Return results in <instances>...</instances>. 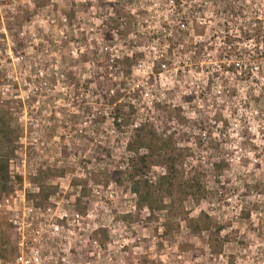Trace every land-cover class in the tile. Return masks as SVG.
Wrapping results in <instances>:
<instances>
[{
    "label": "rangeland",
    "instance_id": "rangeland-1",
    "mask_svg": "<svg viewBox=\"0 0 264 264\" xmlns=\"http://www.w3.org/2000/svg\"><path fill=\"white\" fill-rule=\"evenodd\" d=\"M171 2L0 0V185L10 161V177L21 178L16 191L26 181L32 203L45 215L40 220L58 228L48 230L54 264H264V78L255 71L250 82L231 80L238 86L234 100L181 99L188 89L205 86L203 71L228 69L236 60L247 64L256 44L240 39L238 59L208 57L199 68L184 46L170 58V29L181 28L188 13L184 6L176 15ZM197 2L199 14L215 0ZM238 2L244 11L239 24L256 14L264 21V0ZM111 22L117 25L106 42L103 25ZM106 53L141 56L132 77L114 79L139 91L135 100H121L135 106L132 125L165 118L157 105L181 108L192 120L201 115L212 128L223 122L210 138L193 136L217 145L205 142L187 161L188 170L205 176L204 200L187 199L183 210L170 212L177 198H165L166 210L140 211L126 178L121 186L114 182L112 174L127 168L132 129L115 132L110 111L93 110L94 82L103 76L95 64ZM222 90L217 83L213 93ZM220 160L229 164L221 177L213 170ZM160 173L154 169L151 179ZM201 213L222 228L218 236L190 231L185 220ZM18 241L0 213V259L14 261Z\"/></svg>",
    "mask_w": 264,
    "mask_h": 264
},
{
    "label": "trees",
    "instance_id": "trees-1",
    "mask_svg": "<svg viewBox=\"0 0 264 264\" xmlns=\"http://www.w3.org/2000/svg\"><path fill=\"white\" fill-rule=\"evenodd\" d=\"M238 1L215 0L212 7H206V3L197 14V9L200 7L197 0H172V9L176 15L181 16V8L184 6L187 7L188 13L182 18L184 25L181 28L174 26L170 29V58L173 57L175 48L184 46L185 54L191 58L190 64L199 68L202 61L208 57H213V60L219 63L230 61L233 58L238 59L239 52L237 53L238 49L235 45L240 42V39L253 41L256 44L255 53L249 57L247 64L243 65L236 60L235 63L229 65L228 69L214 72L203 71L204 77H207L205 86L188 89L183 94L182 100H190V102L219 98L234 100L238 98V86H232L231 80L250 82L256 75L255 71L261 78H264V21L256 14L250 22L239 24L244 11L238 7ZM197 15H200V18H197ZM115 25H117L116 22L104 23L106 42L113 40ZM184 27L187 32L182 29ZM186 39H188L187 43ZM140 57L134 55L119 58L106 53L101 55L95 64L97 72L103 76L99 75L94 82L96 102L93 110L97 114L99 110L107 108L112 115L115 132L121 133L132 129L130 140L126 145L127 168L125 172H114L111 177L118 186L124 182L129 184L131 193L137 198L140 211L144 209L150 212L166 210L169 207L165 205V198L170 201L177 198V207L176 202L172 201L170 212L183 210L187 199L200 201L204 200L207 195L204 185L205 176L188 170L187 161L196 150L204 147L205 144L215 145L212 141L207 142V139L202 141L193 136L200 133L210 138L214 126L219 123L223 125V122L216 120L212 128L210 124L213 122L210 123L201 115L192 120L181 115V108L173 105L170 107L157 105L156 111L161 110L165 118L157 117L156 120L147 118L140 124L132 125L131 118L136 114L135 106L132 102L125 105L121 100H135L134 96L139 91L127 90L121 87L120 83L114 82V79L118 77L127 81L129 77H132L133 69L137 66ZM217 83L223 88L220 94L213 93ZM127 110L129 113H126ZM159 122H164L165 127L158 126ZM226 128L227 126L221 127L222 130ZM160 129L162 133L159 132ZM248 131L247 127L245 133ZM105 153L108 154V151ZM228 167L229 164L225 160L213 164V170L216 174H220L219 177ZM10 168L11 162H5L2 169L3 185H0V201L13 198L17 192V181H21L19 177L17 179L10 177ZM154 169L161 171L160 175L157 174L155 181L150 177ZM124 177L126 179L123 182ZM107 185L108 183L104 186ZM45 199L47 201L48 197L45 196ZM185 222L196 236L210 232L218 236L222 231V228L217 227L213 220L204 213L196 219H186Z\"/></svg>",
    "mask_w": 264,
    "mask_h": 264
},
{
    "label": "built area",
    "instance_id": "built-area-1",
    "mask_svg": "<svg viewBox=\"0 0 264 264\" xmlns=\"http://www.w3.org/2000/svg\"><path fill=\"white\" fill-rule=\"evenodd\" d=\"M30 186L24 181L21 191L4 202L0 203V213L3 214L19 235L17 243V258L7 262L0 259V264H54L53 253L49 251L53 233L58 231L54 225H50V220L45 219V215L39 214L30 199ZM39 190H34L33 193ZM51 210H49L50 212ZM67 216L60 217L63 221ZM53 262V263H52Z\"/></svg>",
    "mask_w": 264,
    "mask_h": 264
}]
</instances>
